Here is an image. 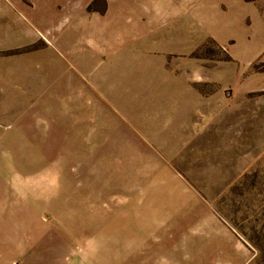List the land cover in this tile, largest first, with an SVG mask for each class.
<instances>
[{"label": "rangeland", "instance_id": "374dc122", "mask_svg": "<svg viewBox=\"0 0 264 264\" xmlns=\"http://www.w3.org/2000/svg\"><path fill=\"white\" fill-rule=\"evenodd\" d=\"M0 264H264V0H0Z\"/></svg>", "mask_w": 264, "mask_h": 264}]
</instances>
